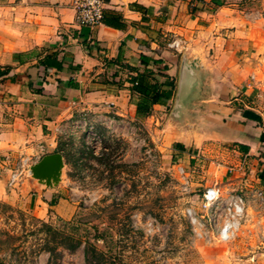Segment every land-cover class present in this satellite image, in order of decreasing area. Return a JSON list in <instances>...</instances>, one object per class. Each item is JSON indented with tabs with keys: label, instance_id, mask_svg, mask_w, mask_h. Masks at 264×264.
<instances>
[{
	"label": "crops",
	"instance_id": "obj_1",
	"mask_svg": "<svg viewBox=\"0 0 264 264\" xmlns=\"http://www.w3.org/2000/svg\"><path fill=\"white\" fill-rule=\"evenodd\" d=\"M105 10L123 27L76 24L71 0H0V66L10 68L0 79V158L53 146L72 115L139 119L129 77L143 70L170 94L152 112L167 108L182 53L168 43L179 39L183 50L202 49L212 67L218 89L209 111L222 125L187 139H214L220 174L212 185L244 190L253 202L254 189H264V0H106ZM7 173L0 170V199L16 203ZM23 185L34 213L54 193Z\"/></svg>",
	"mask_w": 264,
	"mask_h": 264
},
{
	"label": "rangeland",
	"instance_id": "obj_2",
	"mask_svg": "<svg viewBox=\"0 0 264 264\" xmlns=\"http://www.w3.org/2000/svg\"><path fill=\"white\" fill-rule=\"evenodd\" d=\"M171 106L139 119L94 118L96 135L76 126L80 117L72 115L55 131L53 146L14 156L35 161L34 155L61 152L65 166L61 183L47 197L56 206L39 203L44 207L34 213L26 192H18L23 181L39 186L28 174L14 188L18 202L0 199V264H48L42 222L63 231L79 226V234L86 228L96 249L117 264H264V203L258 197L247 203L244 190L212 185L220 174L214 139L189 141L170 131L165 122ZM205 147L207 157H201ZM205 186L220 192L209 210L202 204ZM231 195L243 198L244 210L234 236L222 242L217 233L229 216ZM59 252L60 264H85L83 245Z\"/></svg>",
	"mask_w": 264,
	"mask_h": 264
},
{
	"label": "water",
	"instance_id": "obj_3",
	"mask_svg": "<svg viewBox=\"0 0 264 264\" xmlns=\"http://www.w3.org/2000/svg\"><path fill=\"white\" fill-rule=\"evenodd\" d=\"M218 89L212 67L202 49L182 51L173 104L166 126L185 138L221 132L220 120L209 111V104ZM64 157L61 152L43 155L27 166L28 176L46 190L54 191L62 181Z\"/></svg>",
	"mask_w": 264,
	"mask_h": 264
},
{
	"label": "trees",
	"instance_id": "obj_4",
	"mask_svg": "<svg viewBox=\"0 0 264 264\" xmlns=\"http://www.w3.org/2000/svg\"><path fill=\"white\" fill-rule=\"evenodd\" d=\"M102 22L114 28L123 27L121 17L114 11L105 10ZM9 69V67L0 66V79L8 73ZM152 73V71L143 70L129 77L131 92L138 97V101L136 102V113L140 117L150 115L154 104L164 105L170 96L169 91L161 88V83L153 78ZM166 85L170 86L172 89L175 88L174 82L168 79ZM175 146L179 149H183L180 143H176ZM55 203L56 201L54 199L48 202L49 206ZM42 226L45 230V234H47V238H44L42 248L49 254L48 264H60L59 257L61 254L59 248L74 252L80 245H83L85 264H117L111 257L106 256L104 252L96 249L88 238L86 228H82V233L79 234V226H76L77 229L71 228L69 231L55 229L45 222H42ZM48 236H50L51 239H48ZM99 237H101L99 233L94 236L95 239Z\"/></svg>",
	"mask_w": 264,
	"mask_h": 264
},
{
	"label": "built area",
	"instance_id": "obj_5",
	"mask_svg": "<svg viewBox=\"0 0 264 264\" xmlns=\"http://www.w3.org/2000/svg\"><path fill=\"white\" fill-rule=\"evenodd\" d=\"M72 7L75 12V22L80 26L94 27L102 23L104 16L106 0H71ZM168 46L174 50L181 52L183 50L182 42L179 39H172ZM115 120L110 118L108 123H113ZM91 119L83 112L80 118L74 122L76 126L82 124V126H87V132L96 133L93 131L94 125ZM80 126V125H79ZM63 130V127L60 128L57 132ZM43 147H39V151H43ZM13 155L5 154L0 158V170L8 171L6 177V186L8 188H16L22 178L27 176L26 168L29 163H35L36 160L40 159V155H34L35 161L29 157H18L13 159ZM32 157V158H33ZM254 196L259 198L262 203H264V189H257L254 191ZM220 200V192L215 186H208L204 189L202 193V204L206 210H209L211 207L215 206ZM225 210L229 215L223 222L222 226L219 228L217 233V238L219 241L227 242L235 234L238 228V216L244 210V201L243 198L237 195H231L226 203ZM192 216L191 212H188Z\"/></svg>",
	"mask_w": 264,
	"mask_h": 264
}]
</instances>
